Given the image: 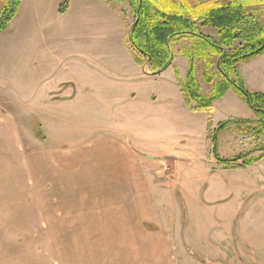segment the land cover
Instances as JSON below:
<instances>
[{
	"label": "rangeland",
	"instance_id": "374dc122",
	"mask_svg": "<svg viewBox=\"0 0 264 264\" xmlns=\"http://www.w3.org/2000/svg\"><path fill=\"white\" fill-rule=\"evenodd\" d=\"M123 1H127L130 8L129 1ZM172 1L195 7L215 0ZM124 6L127 5L124 3ZM247 10L254 13L264 27V5L255 4ZM130 11L122 7L116 14L107 11L105 20H102L104 31L95 30L98 28L95 26L96 14L78 16L76 33L71 36L72 39L62 41L66 46L62 48L63 64L58 77L79 80L80 74L86 71L91 72L92 78L101 81L96 79V74L103 69L115 74L144 69L130 41V29L135 20ZM82 21L90 24L88 28L82 27ZM200 31L205 37L219 40L217 31L212 28H200ZM100 37L103 38L101 45L97 42ZM194 41L191 38L174 40L171 45L175 51L172 52L189 60V70L191 64L196 71L204 69L203 74L198 75L203 89L197 82L200 94L210 97L213 90L210 76L217 77L216 83L223 79L218 73L223 57L207 54V58H203L200 54L201 57L196 58L201 51L195 44L197 49L191 52ZM241 45L237 42L235 47ZM187 49L189 54L185 53ZM190 57H194L193 60ZM255 58L249 60V71L261 72L262 86L261 92L254 93L264 94V54ZM21 59L19 56V59L0 65V101L6 98L10 103L12 123H16L20 130L15 132L16 136L0 137V264H82L84 258L134 256L131 250L113 248L115 245L111 242L115 235L76 232L79 228L67 216L69 210L62 208L71 206L74 214L92 213L85 209L91 197L74 191L70 193L73 195H64L65 200L53 208L54 189L46 184V180L43 184L38 172V150L45 151L42 162L47 163L51 162V153L49 155L48 152L55 144L78 140L65 137L60 131L63 134V130L66 133L78 128V132L86 133L80 138L84 140L96 134L97 128L111 124V114L97 105L87 111L78 108L79 112L72 114L74 117L69 122L55 123L54 132L52 122H47L46 131H43L36 116L38 108H41L39 95L44 91L36 89V85L40 74L47 73L41 72L43 69H21L20 64L13 62H21ZM144 63H149L147 58H144ZM257 66L260 69H252ZM189 70L170 67L162 76L148 80L147 97L156 105L139 108L142 113L153 117L150 124L139 123L144 130L139 132V136L157 158L154 160L157 161L156 200L163 209L164 218L172 219V225L167 224V227L175 248L167 256L178 257L180 264H264V196H247V203H239L238 215H235L234 203L219 202L221 193H216L223 186L227 187V192L231 187L238 190L239 186H233L235 181L245 183L251 180L250 172H239L236 164L241 163L244 167L243 164L249 166L261 159L241 154V146L234 144L233 136L234 131L238 132V143L241 140L247 149L250 142H259L260 138L251 137L258 136L253 133L257 119L250 125L234 122L240 110L237 99L241 98L234 90L231 94L225 93V99L214 101L216 104L211 106L210 111L209 108L199 107L184 92L185 97L175 98L169 83L177 82L183 88ZM207 90L210 93L204 95ZM80 124L88 128L84 129ZM222 124L226 126L222 128ZM10 133L13 135V132ZM242 191H245L243 187L238 193ZM56 192L60 198L59 191ZM242 227H247L248 231H241ZM147 228L156 230L154 227ZM126 237L121 235V239ZM141 256L148 255L142 252Z\"/></svg>",
	"mask_w": 264,
	"mask_h": 264
},
{
	"label": "crops",
	"instance_id": "0c3cea01",
	"mask_svg": "<svg viewBox=\"0 0 264 264\" xmlns=\"http://www.w3.org/2000/svg\"><path fill=\"white\" fill-rule=\"evenodd\" d=\"M124 3L128 7H125ZM120 7L126 11L130 9L127 1L20 0L16 17L0 34V65L7 64L11 59H19L20 56L21 62H13L20 64L21 69H43L41 72L47 73L40 74V80L36 85V89L44 91L39 95L41 108H38L36 116V121L43 131H46V123L52 122L54 132L55 123L69 122L74 117L72 114L79 112L78 108L87 111L95 105L101 106L113 118L111 124L97 128L96 134L84 140L80 138L85 137L86 133L78 132V128L70 129L66 133L63 130V134L60 131L63 136L78 140L55 144L52 151L48 152L49 155L51 153V162H42V153L44 155L45 151L38 150L37 153L38 172L41 173L43 184L45 185L46 180L48 181L46 184L54 189L53 208L65 200L64 195H73L70 193L74 191L90 196V202L85 209L91 210L92 213L74 214L71 212V206L62 208L69 210L67 216L73 219L79 228L76 232L115 235L114 241L111 242L115 245L113 248L131 250L134 255L106 259L84 258L82 264H180L178 257L167 256L175 246L167 227V224L172 225V219L164 218L163 209L156 200L157 161L154 160L157 158L139 136V132L144 131L139 123L150 124L153 117L149 113H142L139 108L141 106L151 108L156 105L147 97L148 80L162 76L170 67L185 69L188 72L189 60L174 53L172 64L157 75H153L149 63H144V59L140 57L144 69L136 68L131 70V73L120 71L116 74L103 69V72L96 74V79L101 81L95 80L91 72L86 71L85 74H80L79 80L58 77V71L63 64L62 48L66 46L62 41L72 39L71 36L76 33L78 16L88 17V13L96 14L95 26L98 28L95 30L104 31L105 24L102 20H105L107 11L116 14ZM81 25L88 28L90 24L82 21ZM132 27L133 24L130 36ZM97 42L101 45L103 38L100 37ZM249 62L248 60L237 66L239 74L249 91L261 92L262 74L260 71L250 72ZM252 69L260 68L257 66ZM203 70L196 71V79L202 89L198 75H202ZM218 81L220 82V79ZM169 84L175 98L183 97L181 85L179 86L177 82ZM210 90L203 94L208 95ZM231 90L233 89L226 92L227 95L231 94ZM225 98L224 95L217 101ZM237 101L240 110L235 116V123H253L254 120H258L242 98H238ZM9 105L6 98L0 101V137L16 136L15 132L20 131L18 125L12 123ZM73 108L76 110H71ZM127 108L129 111H126ZM211 109L212 107L209 111ZM80 125L84 129L88 128L86 125ZM9 132H13V135ZM234 133V144L236 146L240 144L241 154L261 159L249 166L242 167L241 163L236 164L239 172H250L251 175L249 182L233 183L234 187L239 186L238 190L231 187L227 192L225 186L216 190L217 194L221 193L219 202L234 203L233 213L238 215V204L241 202L246 204L247 196H264V135H252L251 137L260 138V141L256 144L246 142H250L247 149V145L241 140L238 143L236 139L238 132ZM242 187L245 191L238 193ZM56 191H59L60 198L57 197ZM148 226L156 230H148ZM241 231L247 232L248 228L242 227ZM121 235L127 236L126 239H121ZM142 252L148 256H141Z\"/></svg>",
	"mask_w": 264,
	"mask_h": 264
},
{
	"label": "trees",
	"instance_id": "16d2710c",
	"mask_svg": "<svg viewBox=\"0 0 264 264\" xmlns=\"http://www.w3.org/2000/svg\"><path fill=\"white\" fill-rule=\"evenodd\" d=\"M128 1L131 13L135 17L131 31L132 46L140 57L148 59L153 75L163 72L171 65L174 60L171 44L174 40L180 38L195 40L191 52L194 48L197 49L195 44H198V50L201 51L196 58L201 56L207 58V54L223 57L218 67V73L223 79L216 83L217 77L210 76V83L213 85L212 94L210 97H203L195 78L196 69L191 64L183 84L184 93L190 96L199 107L210 108L214 101L222 98L229 89H233L258 117L253 133L259 136L264 135V94L250 92L237 68L240 63L264 54V27L259 23L256 15L247 10L255 4L264 5V0L260 2L258 0H215L203 2L195 7L179 2L173 3L172 0ZM19 8L20 0H2L0 34L14 20ZM200 28L216 30L219 40L205 37ZM237 42H241L242 45L235 47ZM185 53L189 54V49ZM193 58L190 57L191 60ZM243 123L251 124V122ZM225 126L226 124H222L221 127ZM243 165L246 166L247 163Z\"/></svg>",
	"mask_w": 264,
	"mask_h": 264
}]
</instances>
